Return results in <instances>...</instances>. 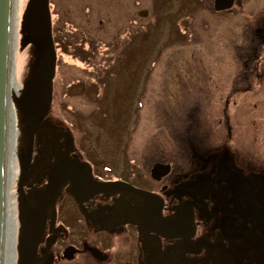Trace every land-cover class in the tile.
<instances>
[{
    "label": "flooded vegetation",
    "instance_id": "obj_1",
    "mask_svg": "<svg viewBox=\"0 0 264 264\" xmlns=\"http://www.w3.org/2000/svg\"><path fill=\"white\" fill-rule=\"evenodd\" d=\"M83 1L79 5L80 0H51L59 85L53 96L64 102L91 97L90 86L106 91L108 66H113L107 58L113 55L119 62L130 49L133 53L140 17L151 15L149 0ZM195 1L201 2L197 13L205 10L252 19L243 26L228 27L226 41L233 60L227 64V73H212L195 54L183 59L178 89L171 90L169 85L166 90L168 98H179L183 109L184 133L175 143L176 151L169 145L170 137L165 138L143 154L128 155L116 174L82 155L72 122L68 129L49 117L58 126V152L68 150L69 160L79 161L83 170L89 165L98 182L126 183L154 194L161 204V225H152L156 220L144 214L126 189L79 202L67 183L54 202H31L32 194L49 184L48 166L55 164L59 154L43 160L38 150L44 144L35 140L21 176L19 143L13 264H156L162 259L165 264L166 259L175 264H264V157L258 153V146L264 144L259 130L249 127L260 120L252 119L251 112L264 111V99H251L252 95L264 97V0H234L226 10H216L215 0ZM115 12L121 21L106 39L102 32L108 15ZM65 107L78 113L80 121L92 112ZM239 111L248 114L245 126L236 118ZM165 113L170 119V110ZM162 125L169 130L168 121ZM128 130L133 137L136 126ZM251 130L253 137L248 135ZM65 133L72 138L70 147L65 146ZM243 143L253 145L244 150ZM156 165L161 167L153 177ZM21 196L30 197V208L20 209ZM183 212L185 217H176Z\"/></svg>",
    "mask_w": 264,
    "mask_h": 264
},
{
    "label": "rangeland",
    "instance_id": "obj_2",
    "mask_svg": "<svg viewBox=\"0 0 264 264\" xmlns=\"http://www.w3.org/2000/svg\"><path fill=\"white\" fill-rule=\"evenodd\" d=\"M28 1L21 0V18ZM149 1L151 2L148 9L151 15L149 18L140 17L139 35L135 48L132 49L134 52L132 53L130 49L126 56L128 58L123 57L119 62L113 55L104 56L108 57L109 64L113 62V66H108L106 91L101 92L90 86L88 89L93 92L91 97L67 98L65 102L60 101L58 95H54L56 98L53 99L49 115L51 119L68 129L71 128L69 123L72 122L74 130L72 132L82 155L92 161L102 162L116 174L120 172L119 169L122 170L128 155L143 154L147 147H153V143L156 145L164 143L165 138L170 137L169 145L171 144V148L176 151L175 143L176 141L179 143L184 133L181 114L183 109L179 98H168L166 90L169 85L171 90L178 89L177 77L183 59L195 54L204 60L212 73H227V64H232L233 60L229 55L230 46L226 41L228 27L243 26L252 19L246 16L240 18L219 16L205 10L197 13L196 9L202 8L199 7L201 2L195 0ZM82 3L84 1L80 0L79 5ZM117 13L119 12L107 17V29L102 32L106 39L114 34V30L118 28L114 25L121 21ZM23 53L24 63L21 60ZM31 61V47L20 49L22 85L28 75ZM235 64L237 69L236 61ZM62 70L63 67L60 77ZM84 76L89 78L86 73ZM54 88V91L59 88L56 78ZM251 99L259 100L264 97L252 95ZM172 101L173 108L170 107ZM66 105L85 110L92 109V112L87 116L83 114L87 119L80 121L79 114L66 109ZM167 110L172 114L170 119L165 113ZM247 116L248 114L242 111L236 113L237 120L244 126ZM251 116L255 120L260 117L259 122L256 120V126L249 124V127L259 130L257 135L263 139L264 144V111L251 112ZM167 121L170 124L169 130H165L162 125ZM133 125L136 126V131L132 137L128 129ZM248 135L254 136L252 130ZM252 145L253 143H243L240 147L247 150ZM258 149V153L264 157V145H259Z\"/></svg>",
    "mask_w": 264,
    "mask_h": 264
},
{
    "label": "water",
    "instance_id": "obj_3",
    "mask_svg": "<svg viewBox=\"0 0 264 264\" xmlns=\"http://www.w3.org/2000/svg\"><path fill=\"white\" fill-rule=\"evenodd\" d=\"M233 3L234 0H215V9L226 10ZM20 17L21 0H0V264H13L14 261L19 143L21 176L24 162L30 160L33 153L35 140L44 144L38 150L43 160H51L59 154L55 164L48 166L49 184L43 191L33 193L31 202H54L67 183L70 184L69 191L79 202L98 194H117L126 189L145 209L144 214L151 221L156 220L152 225L158 227L162 222L161 204L154 199V194L126 183L98 182L93 178L88 164H85L88 168L83 170L79 161L69 160L68 150L58 152L61 148L57 143L58 126L49 119L57 69L51 0H29L21 24ZM27 47L32 49V61L18 96L19 52ZM18 116L20 126H16ZM64 138L65 146L70 147L72 138L67 133ZM160 167L156 165L153 168V177ZM23 181L22 177L20 188ZM19 192L21 194V189ZM29 198H19L20 209L30 208ZM36 208L38 209L37 206ZM176 217L183 218L185 214L183 212ZM191 218L192 215L189 219ZM20 241L22 242L21 237ZM164 262L165 259H162L161 263L156 264H165ZM166 264L175 263L166 259Z\"/></svg>",
    "mask_w": 264,
    "mask_h": 264
},
{
    "label": "bare ground",
    "instance_id": "obj_4",
    "mask_svg": "<svg viewBox=\"0 0 264 264\" xmlns=\"http://www.w3.org/2000/svg\"><path fill=\"white\" fill-rule=\"evenodd\" d=\"M20 21H21V17H20ZM21 60H22V62L24 63V61H23V58H24V56H25V54L23 53V54H21ZM22 63V64H23ZM22 72H23V68H22V65L21 64H19V88H18V96L20 95V93H21V89H22V84H21V79H20V77H21V75H22ZM16 126H20V123H19V116H18V121H17V123H16Z\"/></svg>",
    "mask_w": 264,
    "mask_h": 264
}]
</instances>
